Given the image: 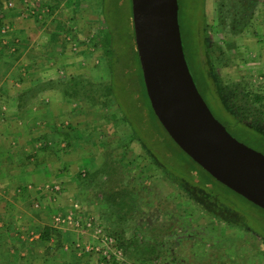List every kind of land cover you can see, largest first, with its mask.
Returning a JSON list of instances; mask_svg holds the SVG:
<instances>
[{"label": "rangeland", "instance_id": "rangeland-1", "mask_svg": "<svg viewBox=\"0 0 264 264\" xmlns=\"http://www.w3.org/2000/svg\"><path fill=\"white\" fill-rule=\"evenodd\" d=\"M0 4L6 81L16 90L30 74L37 84L27 150L14 153L23 162L16 200L12 192L3 197L0 264H264V211L214 181L153 118L131 0ZM248 4L178 0V24L187 67L213 116L264 154V133L237 123L223 92L239 82L264 92V0L243 23ZM212 44L224 62L208 59ZM27 56H35L31 71ZM46 226L61 235L53 256L39 241ZM145 251L153 252L148 260Z\"/></svg>", "mask_w": 264, "mask_h": 264}, {"label": "water", "instance_id": "water-1", "mask_svg": "<svg viewBox=\"0 0 264 264\" xmlns=\"http://www.w3.org/2000/svg\"><path fill=\"white\" fill-rule=\"evenodd\" d=\"M134 43L150 107L171 140L218 183L264 210V154L215 119L187 67L178 0H131Z\"/></svg>", "mask_w": 264, "mask_h": 264}, {"label": "crops", "instance_id": "crops-1", "mask_svg": "<svg viewBox=\"0 0 264 264\" xmlns=\"http://www.w3.org/2000/svg\"><path fill=\"white\" fill-rule=\"evenodd\" d=\"M19 45L25 44L20 43ZM30 56L32 57V55ZM30 56H27L29 71H31L32 69V67L30 68V62L32 60H35V56L33 59H30ZM25 57V52H19V61L24 60ZM4 61H6V57H4L2 52L0 51V205H2L0 207L1 213L6 212V210H4V207L6 205V202H8L7 200H4L3 197L6 199V196H9L12 192L10 198L12 200H16V198H14L13 196V190L17 187L15 186V173L19 163L22 164L23 162H21L20 160H16L17 156H15L14 153H18L21 147L27 150V141L30 140L31 136L29 124L34 120L33 111L35 110V106L37 105V102L35 100V93H33L34 87L37 84H34L33 81H30L32 80L30 79V74H27L26 79L22 78L23 80L20 85L15 84L17 87V89L15 90L14 85L9 84V79L8 81H6V78L11 76V70H3ZM12 66L13 70L16 69L14 68V65ZM20 71L22 70L20 69ZM23 75L25 74H21L20 78ZM6 108H12V110L9 112ZM21 151L23 152V150ZM3 216L4 214H0L1 218ZM10 218L16 219L17 216Z\"/></svg>", "mask_w": 264, "mask_h": 264}, {"label": "trees", "instance_id": "trees-1", "mask_svg": "<svg viewBox=\"0 0 264 264\" xmlns=\"http://www.w3.org/2000/svg\"><path fill=\"white\" fill-rule=\"evenodd\" d=\"M256 1L257 0H249L248 5L250 8L249 9L247 8L248 10L245 8V11H247L246 13L248 14V16H246V15L243 16L244 17L243 23H245L246 20L248 19V17L251 16V12L253 11L252 8L255 6ZM0 7H1V4H0ZM39 7H44V4L43 3L39 4ZM48 7H50L51 11H53L55 9L54 6L53 7L48 6ZM41 23L45 24L46 22H44V20H41ZM58 23L59 22H57V24H56L57 26H58ZM133 39H134V37H133ZM107 43H108V46L110 47V41L109 40H107ZM208 51H209L208 59H210V61L214 60V61H218V62H224V60H225L224 54L218 45L212 44V46L209 47ZM107 53H109L110 58H111L112 50L110 48H109V50H107ZM136 53H137V51H136ZM138 63H139V60H138ZM139 66H140V64H139ZM140 70H141V68H140ZM141 74H142V72H141ZM249 84L239 82V83H235V84L224 85L223 86V92L226 95L227 106L230 110H232L235 113L237 123H240L241 125L242 124L245 125L247 127V129H251L254 131L260 130L264 133V92L261 90L260 87L256 90L252 89L251 84L250 85ZM146 98H147V96H146ZM149 106H150V104H149ZM150 111H151L153 118L158 122V120L156 119L151 107H150ZM246 124L249 126H247ZM260 134H262V133H260ZM262 135H263V139H264V134H262ZM213 180L216 181L215 179H213ZM229 191H231V190H229ZM232 193H234V192H232ZM239 197H241V196H239ZM242 199L245 200L244 198H242ZM246 202H248V201H246ZM248 203H250V202H248ZM128 204H130L128 201H125V203H124V201L122 200V205L124 207L127 206ZM251 205L254 206L253 204H251ZM254 207L258 208L256 206H254ZM258 209H260V208H258ZM260 210H262V209H260ZM262 211H264V210H262ZM113 235H116L117 239H119V241L122 242L123 239H122V233L121 232L115 231V232H113ZM52 240L54 241L53 244H51ZM39 241L42 243V246H43L42 251L44 252L45 255L53 256L56 252L61 250V235H60L58 230H56L50 226H46V227L42 228V231L39 235ZM126 243L127 242H125V243L123 242V245H126ZM152 253L153 252H151V251L150 252L145 251V253H143V257H145V259L148 260L149 255ZM141 255H142V253H141ZM176 261H177V259H174L171 262L173 264H175Z\"/></svg>", "mask_w": 264, "mask_h": 264}, {"label": "built area", "instance_id": "built-area-1", "mask_svg": "<svg viewBox=\"0 0 264 264\" xmlns=\"http://www.w3.org/2000/svg\"><path fill=\"white\" fill-rule=\"evenodd\" d=\"M108 241H109V243H112L113 242L111 238H108Z\"/></svg>", "mask_w": 264, "mask_h": 264}]
</instances>
